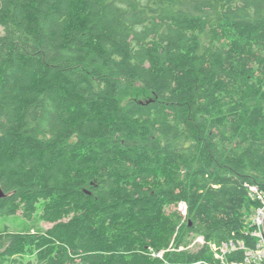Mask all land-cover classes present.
I'll return each mask as SVG.
<instances>
[{
  "label": "trees",
  "instance_id": "16d2710c",
  "mask_svg": "<svg viewBox=\"0 0 264 264\" xmlns=\"http://www.w3.org/2000/svg\"><path fill=\"white\" fill-rule=\"evenodd\" d=\"M0 26V215L52 224L0 231V264H215L210 244L254 243L264 0H0Z\"/></svg>",
  "mask_w": 264,
  "mask_h": 264
},
{
  "label": "built area",
  "instance_id": "2783aa9c",
  "mask_svg": "<svg viewBox=\"0 0 264 264\" xmlns=\"http://www.w3.org/2000/svg\"><path fill=\"white\" fill-rule=\"evenodd\" d=\"M251 194L258 201L259 205L252 214L251 225L247 236L254 239L252 245H248L246 240H230L219 245L210 244L211 249L217 259L215 264H264V187L252 186L250 187ZM182 213L186 214L187 205L185 202L180 203L179 206ZM205 239L202 235H198L189 247H197L205 244ZM183 248V247H181ZM238 252H242L238 256ZM162 256V252L158 253ZM233 255V258H229ZM193 264V263H188ZM194 264H209L206 261L200 260Z\"/></svg>",
  "mask_w": 264,
  "mask_h": 264
},
{
  "label": "rangeland",
  "instance_id": "374dc122",
  "mask_svg": "<svg viewBox=\"0 0 264 264\" xmlns=\"http://www.w3.org/2000/svg\"><path fill=\"white\" fill-rule=\"evenodd\" d=\"M3 32L2 26H0V34ZM131 89L123 88L121 96L125 99V102L131 99H143L148 98L141 92L135 94L134 92L129 94ZM52 226L51 223L46 222L39 214H35L32 219H28L22 211H18L16 215H0V231L4 229L9 230H27L31 229L33 231L46 230ZM197 237V236H196ZM194 237V239H196ZM193 239V240H194ZM198 247V246H197Z\"/></svg>",
  "mask_w": 264,
  "mask_h": 264
},
{
  "label": "water",
  "instance_id": "95a60500",
  "mask_svg": "<svg viewBox=\"0 0 264 264\" xmlns=\"http://www.w3.org/2000/svg\"><path fill=\"white\" fill-rule=\"evenodd\" d=\"M5 195H6V193H5V191H4V189L2 188V185H1V183H0V198L5 197Z\"/></svg>",
  "mask_w": 264,
  "mask_h": 264
}]
</instances>
